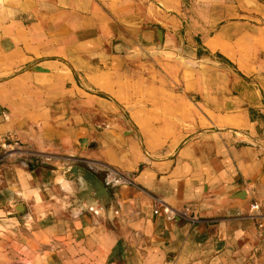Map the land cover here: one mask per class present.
<instances>
[{
    "label": "crops",
    "instance_id": "0c3cea01",
    "mask_svg": "<svg viewBox=\"0 0 264 264\" xmlns=\"http://www.w3.org/2000/svg\"><path fill=\"white\" fill-rule=\"evenodd\" d=\"M2 144L22 264H264V0H0Z\"/></svg>",
    "mask_w": 264,
    "mask_h": 264
},
{
    "label": "water",
    "instance_id": "95a60500",
    "mask_svg": "<svg viewBox=\"0 0 264 264\" xmlns=\"http://www.w3.org/2000/svg\"><path fill=\"white\" fill-rule=\"evenodd\" d=\"M157 39L158 41L161 43L162 42V32L161 30L157 31ZM112 47L114 49L115 52H117V49H123L124 45L118 41V40H113L112 41ZM37 70L42 71L41 68H37ZM66 176L69 177H80L81 179H83L90 187H91V193H90V197L95 200L97 203H102L104 205V208H107L111 205V196L110 193L107 189V185L104 184L100 179H98V177L96 175H94L92 172L75 166V167H71L70 169H68L66 171ZM245 192H240L238 194H236L235 197L238 198H244L245 197ZM100 206V205H99ZM101 209L103 208V206H100ZM20 208L23 209L21 204H18L15 206V210L17 212H20ZM261 236H264V230L260 232Z\"/></svg>",
    "mask_w": 264,
    "mask_h": 264
},
{
    "label": "built area",
    "instance_id": "2783aa9c",
    "mask_svg": "<svg viewBox=\"0 0 264 264\" xmlns=\"http://www.w3.org/2000/svg\"><path fill=\"white\" fill-rule=\"evenodd\" d=\"M3 150L8 149L9 144L8 145H4L2 144ZM9 150L5 151V154L8 153ZM6 155H1L0 156V162H2V160L5 158ZM90 168H94L96 170H101V171H108L109 172V176L110 177H116L118 176V173L114 170H112L111 168H109L108 166L104 165V164H91ZM111 170V171H109ZM160 209H162L164 211V213L166 214L168 219H174L176 217H185L188 216L190 213V208L189 207H184L182 210L179 211H173L168 207L165 206H160V205H156L154 207L153 213L156 215L159 213ZM250 210L253 213V218L255 220V224L257 229L261 232L264 230V215L260 212L259 210V206L257 204H251L250 206ZM188 218L190 220L194 219V216H188Z\"/></svg>",
    "mask_w": 264,
    "mask_h": 264
},
{
    "label": "rangeland",
    "instance_id": "374dc122",
    "mask_svg": "<svg viewBox=\"0 0 264 264\" xmlns=\"http://www.w3.org/2000/svg\"><path fill=\"white\" fill-rule=\"evenodd\" d=\"M127 133H130V132H127ZM0 149L3 150L2 145H0ZM9 152H11V151H9ZM2 154L3 155H6L5 152H4V150H3ZM91 162L92 161H89L88 164H86L87 167L91 166ZM92 164H98V162H94ZM99 164H101V163H99ZM104 165H106V164H104ZM109 171H111V170H109ZM104 173H106V174L109 175V172L108 171H104ZM14 247L15 246H13V244L11 242H9L8 244H6V246H5V252H4V249H3V239L0 238V264H22L23 263V261L21 260V258H24V255L20 256L19 255V252H18V249H14ZM9 250H10V252H8Z\"/></svg>",
    "mask_w": 264,
    "mask_h": 264
}]
</instances>
